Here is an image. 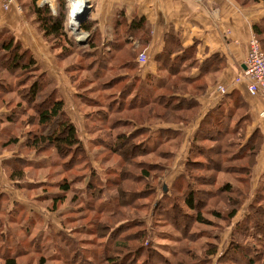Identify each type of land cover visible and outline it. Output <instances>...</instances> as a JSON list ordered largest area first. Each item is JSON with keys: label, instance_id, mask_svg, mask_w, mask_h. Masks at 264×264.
<instances>
[{"label": "rangeland", "instance_id": "rangeland-1", "mask_svg": "<svg viewBox=\"0 0 264 264\" xmlns=\"http://www.w3.org/2000/svg\"><path fill=\"white\" fill-rule=\"evenodd\" d=\"M18 1L20 4V0ZM65 1L68 5L69 0ZM242 1H251L252 4H255L260 0H240V2ZM47 8L50 9L49 7ZM70 11L71 10L67 8L66 21L68 20L71 22V17L69 15ZM23 14L25 15L24 12ZM26 15H30L29 12L28 14L26 13ZM75 28H77V33L81 32L78 30L77 26H75ZM69 31L72 32L70 38L74 41V47L68 52L67 56H64L62 50L57 52L53 49V51H56L54 58L55 62H57L55 65L60 68V76L65 81V85L68 89L66 92L61 91L59 96L64 100L65 111L68 117L70 116L69 119L74 123L79 139L86 149L89 158V168L65 170L64 163L67 160H63L55 150L47 147L42 153L38 154L36 152L37 149L28 145V142L37 134L38 129L37 125L30 122V118L34 115L32 106L23 100L21 97L22 95L19 96L18 91L23 94L24 90L29 88V83L32 81V78L30 77L27 79L24 77L23 82L18 85L15 83V73L11 74V77H8L5 71H1L0 77L10 80L14 78L15 81L14 83L8 81L12 86L9 93L2 90L0 91V193H3L0 195V232L2 230L4 231V234L0 236V240L4 241L5 239L10 245L9 248H7L8 251H6V249H0V264H3L4 257L5 259L15 258L16 264H96L97 260L94 261L93 259H98L97 256H101V245L106 242L105 238L103 239L98 235L92 234L94 229L98 228L94 226L97 222L102 226L108 224L106 227L107 231L110 229L108 227L112 229V231L110 230L111 236H109L108 241L105 243L108 245H105L108 248L114 247V243L121 238L125 241L129 240L130 247L134 251L140 246L153 247L158 256L156 255L148 264H165L166 259L170 261L167 264H199V261H201L202 264H209V261L210 264L222 263L221 260L218 261V259L210 258L208 260V255H206V253L209 249H206L208 246L205 247L204 245L206 243L209 244V248L212 245L217 247V252L223 251L228 240L230 241L228 246L231 244V246H236L239 244L235 230L237 223L235 224L232 220L236 216L242 220L246 213L252 211V208L253 210L258 209L260 211L259 203H255L254 201V195H256L259 189L264 187L262 186L264 183V169L255 170V168L259 163V154L261 150L264 151L263 137L260 139V142L259 138H255L257 135L250 140L251 148L248 149L246 159L244 155H242L240 160H232L228 157L230 154L233 155L236 153L237 149L235 147L223 153V155H221L222 162L220 168L223 170L221 171L215 172L214 168H208L205 171L200 169L199 166H201V161L203 160L202 156L190 160L191 162L193 161L192 171H188L195 179L193 188L195 190H200L197 194L198 198H200V200L205 199L202 211L207 224L199 225L197 222L192 221L191 217L193 216V212L187 210L186 207H183L181 201H178L182 206V210L190 215V219H181L176 228L168 225V223L170 224L168 218H164L158 211L159 209L156 212L153 208L156 206L157 201H160L162 196L168 194L173 187V185L169 186L168 183L177 172L174 173V170H171V168L174 161H180L183 157L180 155V152L178 153V149L170 146V148H168V146L162 148L160 151L165 154V159L160 158L159 155H153L152 153L147 155H136V153H134L133 156L128 157L127 154L122 155L120 152L116 154L110 152L111 148L113 149V147H116V133H124L127 135V133L134 130L135 126H140L141 124L146 123L148 126H161L162 124L159 123L161 121L168 123H174L175 121H167L170 118V116H166L169 111L167 109L165 111L162 110L161 106L157 108L156 103L147 106H137L139 101L137 99V101L133 103V98L135 99L136 95L131 91L130 94L124 95L123 99L125 100L120 102V108H122L121 112H118L113 117H107L109 121L108 125L102 126L103 128L98 127V125L95 124V120H97V118L99 119L100 116L95 112L97 108H91L80 99V97H83L85 100L99 97V93L96 92V84L93 80L89 81L91 72L87 66L92 60H86L79 56V51L84 49L90 42L87 41V37H85V40H82L84 37L81 38L82 41L79 40L78 35L81 33H74L72 28H70ZM253 35L261 42L258 36L255 34ZM79 41L82 43H79ZM48 43L51 45L52 41L48 40ZM59 47L60 46L56 48L59 49ZM129 49L130 48L126 46L123 56L114 59L111 66L121 65L128 61L131 62V65H135V63H133V54H130ZM261 50L264 53L262 42ZM142 53L143 52L139 53L138 56ZM139 69L141 68L138 67V70ZM138 70L130 69L128 72H124L125 70L108 68L104 70L103 75H100V79L106 80L107 78L113 79L123 76L125 79L127 77V83L130 84L133 82V73L135 71L138 72ZM172 77L173 76H169V79L171 80ZM237 77L234 81H236ZM173 78L174 80H171L173 85H179L180 83L178 81L182 82L183 80V77L178 75ZM134 80L138 81L139 79L135 76ZM96 83H98L97 80ZM54 85H56V83H54ZM122 85L123 83L117 84L113 88V91H106L103 96L111 93L117 94L116 91L122 89ZM50 89L51 87L43 88L41 94L47 93ZM171 91H173V89L169 88L168 91H161L158 92V94L164 92L170 93ZM174 92L179 93V91ZM122 95L123 92H121V96ZM115 101L117 102L119 100L116 98ZM100 102H102L100 105L102 108L100 110L104 114L106 113V108L101 98ZM151 110L153 111L151 112ZM241 114L242 112L240 111L238 115H235L233 123L236 122ZM5 116H10L12 120H6L7 117ZM146 116L148 118H146ZM2 117L5 118L3 119ZM115 118L125 124L121 130H117L118 128H116V130L110 129V125H112ZM246 126H248L246 123L242 125L237 131V135L225 138L236 144V140L244 135L242 131L245 130ZM207 127H210V122H208ZM132 142L134 141L130 142V147L133 145ZM198 144L203 149H211L215 145L211 140H205L203 143ZM26 146H29V148ZM257 147L258 152L254 157L253 155L255 152H253V149L255 148V151H257ZM134 149L138 150L139 148ZM128 150V147H126L121 150V152ZM169 151L173 153L171 159L166 154ZM226 153H228L227 156H225ZM167 157L169 159H167ZM215 160L217 159L215 158L214 161ZM250 160H253L254 163L249 167V177H251V179L248 192L245 190L246 188L243 182H236L232 179L236 180L242 177V179H244L245 176H243L242 172L243 168L240 167L246 166L247 162ZM145 161L149 164L153 162V164H155V169L152 171L149 170L150 178L148 181L146 179L142 182L140 179L141 176H139L140 174L138 175V173ZM122 162L125 163V172H128V175L123 179L131 183H125V187L120 190L111 185L109 190L102 194L101 200L93 199L94 209L108 202L109 196L112 202L115 201V198L120 196L121 203L115 204V207H111V204V210L109 208L106 209L108 207L107 205H105V207L102 206L103 208L100 209H106V211H101L100 214H97L95 211L91 213V210H87L85 206L87 202L91 201L85 190L89 178L87 174L90 173V170H93L97 172L102 180H105L107 177V179L111 181L113 178H115L113 181H116V179L119 181L123 176L118 174L115 175V172L117 173L119 171L120 163ZM92 167H94V169ZM180 169H182V167H180ZM15 173L18 174L19 178L16 177L18 179H14L13 174ZM109 173L112 175H108ZM73 176H77L79 182L78 180L74 182ZM207 177H211L212 183H201V179L204 182H208L205 181ZM63 180H67V182L71 183V190L67 193L61 191L59 186L62 184ZM224 182H229L230 185L237 186V188L239 187L241 189L238 188L239 192L234 195L237 207L236 215L232 220L216 219L211 215L212 212L223 214L225 211H228L229 207L233 204L227 201V195L223 193L224 189L221 188V190L218 191L221 184ZM145 185H147V187L150 186L152 191L154 187L155 195L150 196V200H146L147 202L145 205L141 206L143 205V199H139V196H142V194H139L138 191ZM164 187L166 191H164ZM188 190L189 189L183 187L182 194L184 192L186 194ZM141 192L143 193L142 190ZM131 195H135L134 197L137 200L134 201L133 204H131ZM60 197H62V199H59ZM56 199L58 202H55ZM167 203L169 202L167 201ZM167 203H165L166 207H169ZM158 204L159 207H163L160 202ZM135 205H138V207ZM248 205L252 208L250 209ZM90 206L92 207V203ZM112 210L117 214L114 217L110 214ZM3 217L9 221V225L5 223V221L3 223ZM106 217L107 220H105ZM137 217L142 218L141 221L145 223L142 228H140V226L136 228L133 226L126 228V225L135 222ZM108 218L110 219L108 220ZM184 223H186L185 229L182 227ZM119 225H121V227ZM143 229L148 231L149 234L145 235ZM183 231L185 234H183ZM135 232L136 234L133 236ZM198 233H203V236L195 237ZM169 236L176 238L181 237L182 241H170L168 239ZM191 237H195L196 239L192 240ZM72 240H74L75 243L73 244V248H76L77 252L74 254L69 253V251L73 249L70 247L71 243L69 245L67 242H71ZM259 242L258 240L255 241L250 238V240H246L244 243L256 246L255 254L257 258L255 259L256 261L253 260L254 263L252 262L250 264H264V246ZM62 243L68 246H64ZM259 245H261V247ZM166 249L170 250L168 251ZM5 252L6 254H2ZM125 253L126 252L123 254ZM245 255L250 257L248 252H245ZM139 257V261L135 264H144L145 255L139 253ZM41 259H43L42 263ZM122 259L124 260L125 258ZM240 263L248 264L242 261H240Z\"/></svg>", "mask_w": 264, "mask_h": 264}, {"label": "trees", "instance_id": "trees-1", "mask_svg": "<svg viewBox=\"0 0 264 264\" xmlns=\"http://www.w3.org/2000/svg\"><path fill=\"white\" fill-rule=\"evenodd\" d=\"M58 8L56 10V14L53 15L51 11L48 8H33L32 12L36 17L37 22L39 23V28L43 32L45 38L48 40L52 41V45L55 47H59V49L62 50L64 56H67L68 52L73 49L74 47V41L73 39H69L64 32V23L66 20V13H67V8L65 7L66 2L65 0H57ZM137 21H133L129 27L128 30L133 31L138 29L140 27V22L139 23H134ZM80 29L87 31V23H83L80 26ZM130 31H128L130 34H132ZM255 35L260 38L259 33L257 32L256 29H254ZM259 40V39H258ZM260 42V40H259ZM261 44V42H260ZM89 50L88 47L85 49H82L79 51V56L82 58H85L86 60H92L91 63L87 66L88 69L90 70V78L89 81H92L96 84V92L99 93V97L97 98H89V100L83 99V97H80L81 100L91 108H97L95 109V112H97L99 116V119L95 120V124L98 125V127L103 128L102 126L108 125L109 121L107 120V117H113L115 114L118 112H121L122 108H120V102L125 100L123 99L124 95L130 94L131 91H133V82L128 84L127 77H120V78H107L105 79H100V75L104 74V70L108 69L106 67H109V69H115L114 66L111 67L112 62H114V59L110 58H100L95 54V52L90 51L91 48H93L94 44L90 42L89 44ZM143 52V51H142ZM141 53V52H140ZM130 54H133V51H130ZM138 56V55H137ZM168 56V55H166ZM137 58V57H136ZM168 57L162 59L164 64H167ZM177 58V57H176ZM176 58L173 59V62L171 64H174V61ZM116 59V58H115ZM111 63V64H110ZM170 64V67H171ZM128 67V70H138L139 65L135 63V65H131V62L128 61L124 64L121 65H116L117 68L119 67ZM1 71L7 74L8 77H11V74L15 73V80L18 85L23 82V78L26 77L29 79L30 77L32 78V81L29 83V88L27 90H24V93L18 91L19 96L23 98L25 102H27L30 106L33 108V113L32 117L30 118V122L33 123L34 125H37V134L34 136L32 140L28 142V145H30L32 148L37 149L36 152L42 153L43 150H45L47 147L55 150L58 155H60L63 160H67L64 163V167L66 168L65 170H78L82 168H89V158L86 152V149L83 145V143L80 141L77 129L74 125V123L69 119L66 111H65V102L62 98H60V93L58 89L56 88V85H54V81L50 82L48 79L45 78L44 74L41 72L39 66L35 62V60L32 58L31 53L22 47L21 43L16 40L14 35L9 32L8 30H4L3 33H0V75ZM171 71V70H170ZM14 78L13 79H3L0 77V91L4 92H10L11 91V83H14ZM96 80L98 83H96ZM146 80L148 78L146 77ZM9 81V82H8ZM140 81V79H139ZM122 85V89L117 90V94H107L104 95L106 91L110 92V90H114L113 88L117 84ZM156 86V85H155ZM51 87V89L47 92L44 93L43 95L41 94L43 88ZM158 87H156L157 93L154 97H149L144 93V91H138L136 94L135 99L133 98V103L135 101H139V104L137 106H147L151 105L152 103L157 104V108L162 107V110H168L169 113L166 114V116H170V118L167 121H175L174 123H168L161 121L159 122L160 124H181L183 126H188L191 121L194 118L193 115V106L194 104L190 102L184 103L183 101L175 98V96L170 93H161L158 94ZM119 91V92H118ZM185 92V90H183ZM121 92H123V95L121 96ZM181 92V91H179ZM174 93V92H172ZM176 94V93H175ZM180 94V93H177ZM103 101L104 106L106 108V113H102L100 110L102 108L100 102ZM103 98V99H102ZM116 98L119 101H115ZM132 100V99H131ZM122 106V105H121ZM129 106V104H128ZM99 110V111H98ZM153 110H151L152 112ZM188 113V114H187ZM103 114V115H102ZM155 114V113H154ZM238 114L237 111H231L228 114L224 115L222 112L220 114L216 115H208L205 119H203L200 124L198 125V128L196 130V133L194 134V137L192 138V141L190 143V148H189V154L187 157V161L184 166L183 173L180 174L172 183L173 187L171 188L170 192L166 195H163L161 200L157 201V204L160 202L162 206L164 207H159L157 204L153 208L157 212V210L163 215L164 218H168V225L172 227H177L178 224L180 223L181 219H190V215L186 214L182 210V206L178 203V201H181L183 207H186L187 210L193 212V216L191 217L192 221L197 222L199 225H205L207 224V221L205 220V216L203 215L202 208L204 206V200H200L198 198V193L200 190H195L193 188V184L195 182L194 176L192 174H189L190 172L188 170L192 171V163L190 160L193 158H197L198 156H202L203 160L201 161V166L200 169L202 170H207L208 168H214L215 172L216 171H221L223 169L221 168V162L222 158L221 155L225 153L227 150L229 151L230 149H233L234 147L237 149L236 153L233 155H229L232 160L233 159H241L242 155L246 156L248 154V149L251 148V139L254 138L257 133L254 132L251 134L249 137L246 136V133L243 130L242 132L244 133L243 136L239 137L238 140H236V144L234 142H231L229 139H226L225 137L228 136H235L237 135V131L239 128L242 127L243 120L241 118H238L235 123H233V119L235 115ZM233 115V116H232ZM148 116V115H147ZM146 116V118H148ZM163 119V118H162ZM167 119V118H164ZM6 120H12L9 117L6 118ZM208 122H210V127H207ZM1 124V121H0ZM123 123H121L117 118L112 122V125H110V129L116 130H121L123 127ZM157 125V124H155ZM154 126V125H153ZM244 128V127H243ZM167 130H160L158 131V136L156 138L152 134L151 131V126H148L146 123L141 124L140 126H135L134 130L131 131L130 133L124 134V133H116L115 136V141H116V147L111 148V152L113 154L116 153H121L122 155L127 154L128 157L133 156L134 153L136 155L141 154V155H147V154H153V155H159L160 158L165 159V154L161 152L160 150L162 148H165L168 146L170 148L172 145H177L179 143V137L174 134L173 137H166V132ZM258 136V137H257ZM255 138H259V142L261 141L262 137L260 135H257ZM168 139L171 141H174V143L169 144ZM226 139V140H225ZM241 139V141H240ZM205 140H211L212 142L215 143L214 147L211 149H203L200 147L198 143H203ZM133 143V147H130V142ZM176 142V143H175ZM131 143V144H132ZM115 144V143H114ZM170 146V147H169ZM29 148V146H26ZM128 147V151H123L121 150L125 149ZM259 147V144H258ZM258 147L257 151H255V148L253 149L254 157L255 154L258 152ZM134 148H139L138 150ZM166 153V152H164ZM168 157L171 159L173 156V153L169 151L166 153ZM228 153H226L225 156H227ZM167 157V159H169ZM217 159L214 161V159ZM231 160V161H232ZM253 160H250L247 162L246 166H242L240 168L242 169L244 179H239L237 178L236 180L232 179L233 181L236 182H243L244 187L246 188L245 190L249 192L250 188V179L249 177V167L252 166ZM152 164V165H151ZM15 167V165H14ZM155 169V164L152 163H147L146 161L140 167L138 175L141 176V181L144 182L146 179L150 178V172L149 170ZM125 163H120V169L115 175H122L123 177L119 179V181H111L110 179L102 180V178L97 174L96 171H89V178L88 182L86 184L85 190L87 195L90 197L91 201L87 202L85 204L87 210H91L92 212H97V214H100L101 211H106V209H110L111 207H115V204L121 203V198L120 196L118 198H115V201L112 202L110 196L108 202L111 203H104L102 206L105 207L107 205L108 207L104 210H101L103 207H97L94 209V200H101L102 194L104 192H107L109 190L110 186L115 187L116 189H121L125 187V183L129 184V182L126 179H123L128 175V172H125ZM194 171V170H193ZM232 171V170H231ZM235 172V171H234ZM163 174V173H162ZM108 175H112L109 173ZM247 176V179H246ZM14 179H18L19 176L17 173L13 174ZM18 177V178H16ZM70 178V177H69ZM68 178V179H69ZM74 182H76L79 179L77 176H73ZM158 178V177H157ZM211 177H207L204 182L202 179L200 180L201 183H212ZM122 181V182H120ZM73 182V181H71ZM133 182V181H132ZM61 191H64L65 193L69 192L71 189V183L67 182V180H63L62 184L59 185ZM154 186V185H153ZM264 186V183L263 185ZM185 187V189H189L188 192L185 194V192L182 194V188ZM224 189L223 193L227 195V201L230 203H233L228 211H225L223 214L222 213H217V212H210L212 216H214L216 219H227V220H232V218L235 217L236 215V207L237 203L235 200L234 195L239 192V189L237 186L230 185L229 182H224L221 184L220 188L218 189L221 190ZM143 191V193L141 192ZM241 190V189H240ZM185 191V190H184ZM139 194H142V196H139V199H143V205L147 202L146 200H150V196L155 195L154 193V187L153 191L150 189V186L147 187V185L143 186L139 191ZM196 194V196H195ZM211 194V193H210ZM2 195V193H0ZM176 195V196H175ZM212 195V194H211ZM135 195H131V204H133L134 201H137L136 198L134 197ZM255 198V199H254ZM254 201L255 203H259V209L260 211L253 210L252 207L249 206V208H252V211L248 213L247 216H245L240 222L237 223L236 225V238L239 240V244L236 246H229L225 251H222L221 254L219 255V252H217V247L211 246L209 248V244L205 243V247H207V253L208 255V260L211 259H218L221 260L222 263L219 262V264H242L240 261L243 263L246 262L248 264L254 263L256 261L255 259L257 258L255 254V247L249 244H244L246 240H258L260 241L259 243H262V246H264V187L259 189L254 195ZM59 199H62L60 197ZM153 201V200H152ZM167 201L169 203H167ZM55 202H58L57 199ZM155 202V201H154ZM162 202V203H161ZM92 203V207L90 204ZM169 204V207H166V204ZM138 207V205H135ZM158 206V207H157ZM101 208V209H100ZM163 208V209H161ZM98 210V211H97ZM109 210V211H110ZM112 217H114L116 212L112 210L110 213ZM223 215V216H222ZM104 217V216H103ZM110 218H108L109 220ZM107 220V217L105 218ZM142 218H138L137 220L135 219V222H132L129 225H126V228L130 227H138L142 228L144 221H141ZM110 223V222H109ZM232 223V222H231ZM134 224V225H133ZM101 224L99 222L95 223L94 226L98 227L95 228L93 231V235H98L101 238H105L106 242L109 239V236H111V227L109 231H107L106 227L108 224L104 226H100ZM122 225V224H121ZM121 225H119L121 227ZM181 227V226H179ZM184 229L186 228V223L182 226ZM113 228V227H112ZM119 228V227H118ZM111 230V231H110ZM144 230V229H143ZM100 232V233H98ZM145 235H148V231L144 230ZM136 234V232L133 234V236ZM183 234L185 232L183 231ZM2 233L0 232V236ZM132 236V235H131ZM132 236V237H133ZM201 237L203 236V233L196 234L195 237ZM195 237H191V239H196ZM168 239L171 241H176V242H181L182 239L181 237H171L169 236ZM1 241V240H0ZM68 244L70 245L71 243V248L73 250L69 251V253H77L76 248H73L74 240L71 242L67 241ZM105 242V243H106ZM140 242V240H139ZM103 243L102 249H101V256H97L98 259H93L94 261L97 260L96 264H135L136 262L139 261V253L145 255V261L144 264H148V262L153 259L156 255L158 254L155 252V249L153 247H145V246H140L136 251H134L130 247L129 240H123L122 238L116 241L114 244V247L108 248L107 244ZM64 246H68L67 244L65 245L62 243ZM153 244V243H151ZM106 245V246H105ZM261 247V245H259ZM243 247V248H242ZM170 250V249H166ZM126 252L125 254H123ZM245 252H248L250 254V257H247L248 255H245ZM100 253V252H99ZM188 253V252H187ZM17 254V253H16ZM15 254V255H16ZM244 255V256H243ZM78 256V254H77ZM122 258H125L124 260ZM164 259V258H163ZM41 259V263H42ZM254 260V261H253ZM165 261V259H164ZM170 261L166 259L165 264L169 263ZM217 262V261H216ZM4 264H16L15 263V258H7L4 259ZM92 264V263H89ZM184 264V263H182ZM199 264H202L201 261H199ZM205 264V263H204ZM210 264V261H209Z\"/></svg>", "mask_w": 264, "mask_h": 264}, {"label": "crops", "instance_id": "crops-1", "mask_svg": "<svg viewBox=\"0 0 264 264\" xmlns=\"http://www.w3.org/2000/svg\"><path fill=\"white\" fill-rule=\"evenodd\" d=\"M37 1L20 0L22 11L19 13L14 8L4 11L0 0V33L4 30L11 32L16 40L30 51L45 78L56 83L59 93L66 92L68 89L54 58L56 51L61 49L50 45L39 28V23L32 12L33 8H43L37 5ZM54 1V11L49 9L53 15L58 8L57 0ZM85 2L89 4L90 12L81 24L87 23L88 30L80 29L79 33L84 35L82 40L87 37V41L94 44L90 51L95 52L100 58L115 59L123 56L127 46L133 51V63H138L136 57L140 52L145 53L147 61L138 63L141 69L133 73L135 95L138 91H144L149 97H154L157 93L156 87L159 88L158 91H168L172 88V92L181 91L180 94L171 92L172 96L184 103L191 101L194 104V118L188 126L181 124L151 126L152 134L155 136L152 138L158 136V131L167 130L166 137H173L177 133L178 135H175L180 139L177 145L171 146L176 147L183 157L173 163L171 170L177 174L168 183L169 186L183 173L192 138L200 122L208 115L220 112L226 115L231 111L238 113L241 111L239 118L243 120L244 125L245 123L248 125L245 127L246 136L249 137L256 132L264 139V96L252 97L246 92L244 83H234V79L244 67L248 41L255 34L254 29L259 33L264 46V0L255 4L240 0H85ZM68 5L65 7L70 9V2ZM28 12L30 15H26ZM134 20L137 21L134 22L136 24L140 22V27L133 33L128 27ZM70 28L71 22L65 20L64 32L69 39L72 33L69 31ZM72 31L74 32L73 29ZM86 47L89 50L88 44L85 50ZM166 55L169 58L166 59L167 64H164L162 59L168 57ZM174 58L176 60L171 64ZM127 68L120 66L117 69L128 72ZM176 75L183 77L182 82L178 81L179 85H173L171 82ZM135 76L140 81H135ZM169 76H173L171 80ZM219 86L224 88V93L218 90ZM168 142L174 143L170 139ZM263 169L264 151L261 150L255 170ZM247 215L248 213L245 214ZM240 220L236 216L232 222L236 224ZM4 221L9 225V221L3 217V223ZM1 233L3 235L4 231ZM229 244L228 240L223 251ZM9 246L5 239L0 241V249L8 251Z\"/></svg>", "mask_w": 264, "mask_h": 264}, {"label": "built area", "instance_id": "built-area-1", "mask_svg": "<svg viewBox=\"0 0 264 264\" xmlns=\"http://www.w3.org/2000/svg\"><path fill=\"white\" fill-rule=\"evenodd\" d=\"M54 2V0H38L37 5L39 7H49L51 11H54ZM1 7L4 11L12 8L19 13L22 11L18 0H1ZM146 61L147 57L145 53L137 57L138 63H145ZM234 83H244L246 92L252 97L258 95L264 96V53L261 50L260 42L254 35L248 41L244 67ZM218 90L221 93L225 92L221 86L218 87Z\"/></svg>", "mask_w": 264, "mask_h": 264}, {"label": "bare ground", "instance_id": "bare-ground-1", "mask_svg": "<svg viewBox=\"0 0 264 264\" xmlns=\"http://www.w3.org/2000/svg\"><path fill=\"white\" fill-rule=\"evenodd\" d=\"M69 2H71V6H70V17H71V25H72V29L74 30V33H77L75 26L77 25V20H76V14L79 12V8L80 6L86 4L85 0H69ZM79 34V33H77ZM79 36V40H81L82 36L84 35H78Z\"/></svg>", "mask_w": 264, "mask_h": 264}, {"label": "water", "instance_id": "water-1", "mask_svg": "<svg viewBox=\"0 0 264 264\" xmlns=\"http://www.w3.org/2000/svg\"><path fill=\"white\" fill-rule=\"evenodd\" d=\"M89 12H90V7L87 2L86 4L80 6L79 12L76 14V20H77L76 26L78 27V30H80V24L87 19ZM76 31H77V28H76ZM79 43H82V42L79 41ZM164 191H166L165 187H164Z\"/></svg>", "mask_w": 264, "mask_h": 264}]
</instances>
